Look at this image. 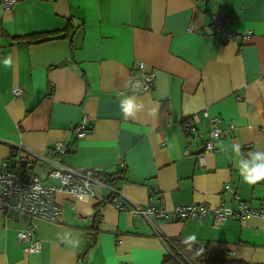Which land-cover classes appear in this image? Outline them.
Masks as SVG:
<instances>
[{"label": "crops", "instance_id": "0c3cea01", "mask_svg": "<svg viewBox=\"0 0 264 264\" xmlns=\"http://www.w3.org/2000/svg\"><path fill=\"white\" fill-rule=\"evenodd\" d=\"M212 14L231 18L233 41L215 36ZM51 31L61 37L18 40ZM135 61L155 74L147 92L132 85L142 75L133 68ZM13 85L23 94L14 96ZM128 99L138 105L131 116L121 107ZM85 114L89 130L77 139L74 127ZM209 117L218 118L219 128H232L214 151L204 153L200 165ZM56 142L72 146L61 156L65 164L115 176L109 184L130 206L235 207L238 197L259 208L264 180L246 183L240 169L243 152L264 154V0H17L10 9L0 5V167L19 145L54 157ZM25 167L27 174L57 185L45 166L29 162ZM149 180L153 184L147 185ZM94 193L97 199L111 197L100 186ZM55 202L61 207L56 222L18 212L5 219L0 212V264H160L170 246L165 239L193 235L194 242L223 251L229 260L264 263V217L258 215L217 224L212 215L167 221L65 191L55 194ZM31 224L41 245L36 253L25 252L17 241L18 230ZM92 234L95 241L86 248Z\"/></svg>", "mask_w": 264, "mask_h": 264}, {"label": "built area", "instance_id": "2783aa9c", "mask_svg": "<svg viewBox=\"0 0 264 264\" xmlns=\"http://www.w3.org/2000/svg\"><path fill=\"white\" fill-rule=\"evenodd\" d=\"M17 0H0L3 9H10ZM230 17H218L210 15L209 25L215 36L221 42L233 41L235 36L231 30ZM248 36V35H247ZM133 68L142 71V75L132 79V85L137 92L149 91L154 82L155 74L152 71L144 72V63L135 61ZM11 92L14 96L23 94V89L19 85H13ZM206 114V113H205ZM89 117L85 114L75 125V137L82 138L89 130ZM218 118H208V132L203 141L202 151L198 154V163L204 164V153L215 150L216 142L221 139L231 128L225 129L217 126ZM192 130L193 126L189 125ZM72 150V146L63 142H56L51 152L55 155L39 154L19 145L13 149L10 157L0 167V212L5 219L13 212L22 213L34 218L45 219L50 222H56L61 214V207L55 202V194L58 191H65L75 198L89 199L94 198L99 204L109 203L118 210L131 211L133 215H141L146 219L156 217L167 221H180L185 219H203L212 215L215 224L227 218H245L250 215L264 217V203L259 208H252L238 197H236V206L232 207L225 203L218 205H209L206 203H191L188 205H177L170 209L162 205H149L145 208L126 204L127 199L121 192L104 181L101 177V170L97 168H74L65 164L61 156ZM255 152H243L241 159L243 163H251ZM25 159L26 165L30 162L33 167L42 168L45 166L47 177L55 179L57 185L43 182L39 174L25 172L26 167H21V160ZM30 160V161H29ZM44 165V166H43ZM100 186L110 191L111 197L108 199H97L94 193V187ZM228 188V185L225 186ZM35 224L29 225L26 229L18 230L17 241L23 244L25 252L36 253L41 249L39 240L34 238ZM170 243L168 239H165ZM264 264V263H247Z\"/></svg>", "mask_w": 264, "mask_h": 264}, {"label": "trees", "instance_id": "16d2710c", "mask_svg": "<svg viewBox=\"0 0 264 264\" xmlns=\"http://www.w3.org/2000/svg\"><path fill=\"white\" fill-rule=\"evenodd\" d=\"M65 32L66 36L68 34V29ZM59 34V31L32 33L18 37V40L25 43H41L61 37ZM184 127L188 128V125ZM27 171L30 172L31 170L27 168ZM101 177L110 184H112L116 178L112 175ZM94 241L95 234H92L86 244V248H89ZM169 245L168 252L163 256L160 264H245L241 261L227 259L223 251L215 250L206 243L201 244L191 240L172 239Z\"/></svg>", "mask_w": 264, "mask_h": 264}, {"label": "clouds", "instance_id": "9594fccd", "mask_svg": "<svg viewBox=\"0 0 264 264\" xmlns=\"http://www.w3.org/2000/svg\"><path fill=\"white\" fill-rule=\"evenodd\" d=\"M5 66H11V58L4 61ZM121 107L123 112L129 116L133 115L138 105L133 99H128L122 102ZM240 174L244 182L255 184L264 180V154L255 152L251 163H243L241 165ZM195 236H189V240H195Z\"/></svg>", "mask_w": 264, "mask_h": 264}, {"label": "water", "instance_id": "95a60500", "mask_svg": "<svg viewBox=\"0 0 264 264\" xmlns=\"http://www.w3.org/2000/svg\"><path fill=\"white\" fill-rule=\"evenodd\" d=\"M26 162H27V161H26L25 159H22V160H21V167H25ZM29 167H32V165H29ZM153 182H154L153 180H149V181L146 182V184H147V185H151V184H153ZM94 218H95V217L93 216V220H94Z\"/></svg>", "mask_w": 264, "mask_h": 264}, {"label": "rangeland", "instance_id": "374dc122", "mask_svg": "<svg viewBox=\"0 0 264 264\" xmlns=\"http://www.w3.org/2000/svg\"><path fill=\"white\" fill-rule=\"evenodd\" d=\"M41 180H43V177H40Z\"/></svg>", "mask_w": 264, "mask_h": 264}]
</instances>
